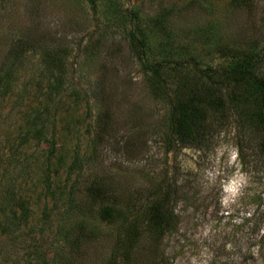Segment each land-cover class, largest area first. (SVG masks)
I'll return each instance as SVG.
<instances>
[{"label":"rangeland","instance_id":"rangeland-1","mask_svg":"<svg viewBox=\"0 0 264 264\" xmlns=\"http://www.w3.org/2000/svg\"><path fill=\"white\" fill-rule=\"evenodd\" d=\"M138 24L148 40L143 61L129 36ZM49 56L62 65L51 66ZM144 60L204 68L247 62L262 76L264 0H0V264H108L114 257L118 264H264L259 105L231 103L236 76L212 82L205 135L171 146L169 106ZM175 74L165 73L170 85ZM58 76L61 92L52 95ZM44 108L54 157L47 141L22 145L28 117ZM77 152L83 165L69 175ZM46 173H53L51 190ZM91 185L108 200L93 199ZM10 189L30 208L19 227L14 199L5 200ZM70 192L83 210L53 206ZM157 195L172 208L171 227L158 239L144 222L127 235L129 214ZM110 203L120 213L113 222L99 214Z\"/></svg>","mask_w":264,"mask_h":264},{"label":"trees","instance_id":"trees-1","mask_svg":"<svg viewBox=\"0 0 264 264\" xmlns=\"http://www.w3.org/2000/svg\"><path fill=\"white\" fill-rule=\"evenodd\" d=\"M91 1L93 2L94 0ZM129 13L130 16L133 17V20H136L139 16V11L133 10ZM139 29V24L137 26H133L129 36L134 46H136L139 50L140 57L143 61L148 40L139 35ZM18 49L19 48L17 47L16 52L12 51V54L21 55L27 50L26 46L21 51H18ZM48 60L51 66L62 65V63L59 62L60 57L49 56ZM249 61H252V58H249ZM143 64L145 68L153 74L152 84L156 92L166 100V103L169 106L168 142L171 146H177L179 144H195L203 138L207 131L206 127L211 116L208 104H212L208 98V92L206 89H209L208 86L212 82L219 83L220 86H222L225 79H231L230 76H236V79L240 80L239 88L236 89V87H234L229 93L231 96V103H234L237 106L248 100L256 105H259L255 114L257 115L260 123L264 126V75H256L251 70L249 63L246 62L244 65L237 67L223 68H213L211 66L205 68L202 66H182V62H174L172 60L158 61L150 66H148L144 60ZM167 71L178 73L175 74V79H173L174 82L172 85L168 83V79L165 77V73ZM221 76H223V80H220ZM62 82L63 79L61 76H58V78L56 77V81L50 86L52 95H56L61 92L60 88L62 86ZM2 86H4L3 92L7 94L9 85L4 84ZM219 104L220 102L217 100L213 108H216ZM46 109L48 110V107H46ZM46 109L36 110L32 115H30L32 117H28L27 121L29 123V128L27 133L23 136L22 145L28 143L34 138L40 141H47L50 147V155L54 157L58 147L54 136L52 139L47 137V124L43 118L44 113L47 111ZM261 151L264 154V139L261 142ZM82 165V155L77 152L74 161L69 167V175H72L74 172L79 170ZM45 181L48 186L47 188H50L49 190H51L54 184L53 173H46ZM89 191L93 199L103 201L108 200L105 192L96 185H91L89 187ZM8 192L10 195L6 196L5 200L8 201L9 199H14L15 203L12 208L13 221L17 222V224L19 223L18 225L16 224L17 227H19V225H22V223H25L27 219H29L30 208L28 203L24 200H15L13 189H10ZM53 196H55V193H53ZM73 196L74 195L71 192L68 193L67 197L60 194V196H57V200L54 202L53 206L56 207L63 204V206H66L68 211L75 210L77 208L83 210L85 206L83 207V204L78 202V200H75V197ZM164 197L165 198L157 195L149 205L145 204L146 208L144 205H141V208L138 209L139 211L130 213L127 220L131 219V216L132 219L126 224L124 228L125 233L132 236L131 232H133V230L135 232H139V229H141L144 225V222H147L154 227V231H156L155 237L159 239V236H161L163 231L171 227L174 218L171 216L172 211L169 210H172L171 206L165 208L164 201L167 197L165 195ZM65 198L66 201H64ZM114 207V204L110 203L100 208L99 214L102 220L113 222L117 215H120L119 212H116ZM18 208L19 210H17ZM1 209L5 211L6 207L1 206ZM44 214L47 216V213ZM9 227V224L4 225V231L9 232ZM121 243L122 242L120 240L119 246H117L114 250L115 254L120 251ZM129 243H132V241H129ZM132 247L133 245H131V247L123 253L126 258L129 257L128 253L130 254ZM115 259L116 257H114L108 264H118V261ZM121 264H126L125 259Z\"/></svg>","mask_w":264,"mask_h":264}]
</instances>
